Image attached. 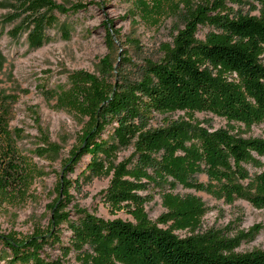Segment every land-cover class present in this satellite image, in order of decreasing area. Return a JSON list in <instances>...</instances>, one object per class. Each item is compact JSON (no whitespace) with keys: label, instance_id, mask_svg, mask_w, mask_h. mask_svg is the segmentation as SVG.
Returning a JSON list of instances; mask_svg holds the SVG:
<instances>
[{"label":"trees","instance_id":"16d2710c","mask_svg":"<svg viewBox=\"0 0 264 264\" xmlns=\"http://www.w3.org/2000/svg\"><path fill=\"white\" fill-rule=\"evenodd\" d=\"M195 1L132 0L133 13L151 26L164 18L183 17L184 27L178 28L172 42L162 44V58L148 60L140 75L131 79L121 71L130 62L127 56L117 68L108 57L103 62L109 68L102 75L74 71L67 85L54 92L59 109L86 120L80 145L65 162L47 232L35 231L25 238L0 234V264H67L71 253L75 264H264V249L240 250L264 226L235 234L203 229L207 209L202 199L172 191L178 185L210 187L225 202L245 200L264 208V137L248 136L253 127L264 124V0ZM235 5H247L249 10L236 11ZM27 6L35 12L42 8L69 12L52 0H29ZM72 8L77 12L85 5ZM46 20L56 23L54 15ZM206 26L212 30L200 39L199 30ZM107 28L113 48L119 31L111 23ZM115 70L119 79L113 83ZM179 111L185 116L166 126H152L156 116ZM196 113L225 119L227 126L206 127ZM13 119L11 102L0 91V207L25 204L41 174L34 159L20 149L23 131L12 129ZM115 123L112 138L129 139L134 146L131 157L120 163L113 156L114 144L103 137ZM44 143L48 146L39 150L42 157L60 150L48 137ZM85 156L90 161L82 176L88 172L111 176L102 191L103 201L114 210H125L132 221L105 220L85 209L77 210L76 220L70 218L66 211L70 190L80 185L66 175ZM199 174L207 176V184L195 177ZM164 183L172 188L159 190L167 201L166 211L153 221L146 211L152 195L141 192ZM64 223L71 231L69 244L57 232ZM57 244L62 257L51 258L45 248Z\"/></svg>","mask_w":264,"mask_h":264},{"label":"rangeland","instance_id":"374dc122","mask_svg":"<svg viewBox=\"0 0 264 264\" xmlns=\"http://www.w3.org/2000/svg\"><path fill=\"white\" fill-rule=\"evenodd\" d=\"M28 1L0 0V91L12 105V129L23 131L18 138L20 149L34 159L41 172L32 188L31 198L25 204L0 207V234H13L18 238L28 237L35 231L47 232L53 213L51 205L58 198L57 186L66 172L63 169L65 162L70 151L80 145L79 137L86 121L73 111L59 109L54 92L67 85L68 75L74 71L102 75L109 68L103 62L108 57L117 68L121 58L127 56L130 62L121 71L134 79L148 60L157 62L162 58V44L172 42L178 28L184 27L182 16L164 18L159 25L151 26L133 13L132 0H52L68 10L67 13L50 12L44 8L39 12L31 11ZM77 4H83L85 8L72 11ZM234 8L236 11L249 10L247 5H235ZM49 15L56 17L54 25L46 20ZM109 23L113 30L119 31V36L114 37L116 44L113 48L108 44ZM210 30L208 26L201 27L198 37L204 39ZM118 79L115 70L111 81L115 83ZM184 116L183 111L158 115L152 126H166L169 121ZM195 117L212 129L227 126L225 119L209 113H196ZM116 127V123L108 126L103 137L110 141V145L114 144L113 156L116 163H120L131 157L134 146L129 139L117 140V135L112 138ZM250 135L264 137V124L253 127ZM46 137L60 150L42 157L39 150L48 146L44 143ZM89 161V156L83 157L75 171L66 175L70 181L79 180L80 185L70 190L71 201L66 208L70 218L76 220L80 216L77 210L85 209L105 220L132 221V216L125 210H114L103 201L102 191L108 188L111 176H93L89 172L82 176ZM195 177L201 184L208 183L205 174ZM160 189L172 190L164 183L157 190L141 192L142 195H152L146 211L153 221L166 211L167 201L160 196ZM172 191L202 199L207 209L203 229L227 230L235 234L240 230L248 231L257 224L264 226V208H255L245 200L225 202L217 198L210 187L198 190L178 185ZM57 232L64 244L70 243L71 231L67 223L62 224ZM177 233L186 235L185 231ZM255 248L264 249V228L254 240L244 242L240 250ZM45 251L51 258L62 257L58 244L48 245ZM65 262L75 264V254L71 253Z\"/></svg>","mask_w":264,"mask_h":264}]
</instances>
